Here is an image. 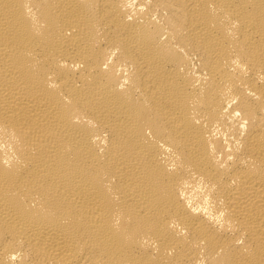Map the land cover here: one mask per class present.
<instances>
[{
    "label": "bare ground",
    "instance_id": "1",
    "mask_svg": "<svg viewBox=\"0 0 264 264\" xmlns=\"http://www.w3.org/2000/svg\"><path fill=\"white\" fill-rule=\"evenodd\" d=\"M0 264H264V0H0Z\"/></svg>",
    "mask_w": 264,
    "mask_h": 264
}]
</instances>
